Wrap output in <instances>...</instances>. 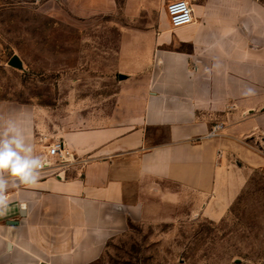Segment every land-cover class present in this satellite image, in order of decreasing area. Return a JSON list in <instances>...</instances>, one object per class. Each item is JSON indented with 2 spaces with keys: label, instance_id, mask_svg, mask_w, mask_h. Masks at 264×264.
Masks as SVG:
<instances>
[{
  "label": "crops",
  "instance_id": "1",
  "mask_svg": "<svg viewBox=\"0 0 264 264\" xmlns=\"http://www.w3.org/2000/svg\"><path fill=\"white\" fill-rule=\"evenodd\" d=\"M170 1L80 0L121 13L112 99L63 100L44 116L0 101V133L15 122L44 162L36 184L17 178L4 193L0 260L92 264L131 223L225 219L264 176V5L187 0L192 24L172 29Z\"/></svg>",
  "mask_w": 264,
  "mask_h": 264
},
{
  "label": "rangeland",
  "instance_id": "2",
  "mask_svg": "<svg viewBox=\"0 0 264 264\" xmlns=\"http://www.w3.org/2000/svg\"><path fill=\"white\" fill-rule=\"evenodd\" d=\"M121 18L85 13L80 0H0V101L35 105L44 116L63 100L112 99L120 34L113 21ZM13 56L23 70L8 65ZM92 264H264V176L252 178L225 219L131 223Z\"/></svg>",
  "mask_w": 264,
  "mask_h": 264
},
{
  "label": "clouds",
  "instance_id": "3",
  "mask_svg": "<svg viewBox=\"0 0 264 264\" xmlns=\"http://www.w3.org/2000/svg\"><path fill=\"white\" fill-rule=\"evenodd\" d=\"M42 166L41 159L32 155V147L26 143L21 129L9 120L0 133V204L7 201L4 193L10 182L15 185L18 178L20 183L34 185L39 178L37 170Z\"/></svg>",
  "mask_w": 264,
  "mask_h": 264
},
{
  "label": "built area",
  "instance_id": "4",
  "mask_svg": "<svg viewBox=\"0 0 264 264\" xmlns=\"http://www.w3.org/2000/svg\"><path fill=\"white\" fill-rule=\"evenodd\" d=\"M166 13L169 19V24L172 29H178L192 24L193 22V11L191 5L187 0H173L166 4ZM221 125H215L208 137L218 136L221 130ZM60 144H55L52 147H48V155L54 156L59 153ZM42 161V167L37 171H42L44 169V162Z\"/></svg>",
  "mask_w": 264,
  "mask_h": 264
},
{
  "label": "water",
  "instance_id": "5",
  "mask_svg": "<svg viewBox=\"0 0 264 264\" xmlns=\"http://www.w3.org/2000/svg\"><path fill=\"white\" fill-rule=\"evenodd\" d=\"M8 65L13 67V68H16L18 70H23V63L18 56H13L12 59L9 61ZM7 225L8 226H17L18 222L17 221H8ZM7 249L8 250L11 249L10 244H8Z\"/></svg>",
  "mask_w": 264,
  "mask_h": 264
}]
</instances>
